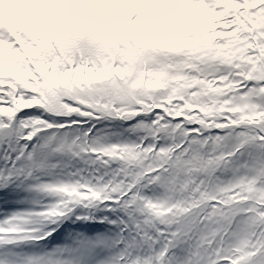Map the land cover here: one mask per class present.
I'll list each match as a JSON object with an SVG mask.
<instances>
[{
    "label": "snow or ice",
    "instance_id": "1",
    "mask_svg": "<svg viewBox=\"0 0 264 264\" xmlns=\"http://www.w3.org/2000/svg\"><path fill=\"white\" fill-rule=\"evenodd\" d=\"M0 161V264H264V0H0Z\"/></svg>",
    "mask_w": 264,
    "mask_h": 264
},
{
    "label": "rangeland",
    "instance_id": "2",
    "mask_svg": "<svg viewBox=\"0 0 264 264\" xmlns=\"http://www.w3.org/2000/svg\"><path fill=\"white\" fill-rule=\"evenodd\" d=\"M3 206H4L3 210L0 209V216L5 215L7 212H10V211H12L15 208H24V207H21L18 204H15V203H13L11 201H7Z\"/></svg>",
    "mask_w": 264,
    "mask_h": 264
}]
</instances>
